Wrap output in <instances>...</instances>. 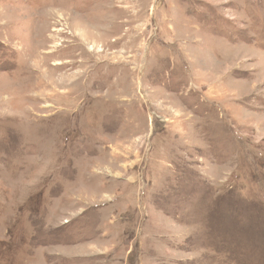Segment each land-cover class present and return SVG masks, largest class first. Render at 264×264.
I'll list each match as a JSON object with an SVG mask.
<instances>
[{
  "label": "rangeland",
  "instance_id": "374dc122",
  "mask_svg": "<svg viewBox=\"0 0 264 264\" xmlns=\"http://www.w3.org/2000/svg\"><path fill=\"white\" fill-rule=\"evenodd\" d=\"M0 264H264V0H0Z\"/></svg>",
  "mask_w": 264,
  "mask_h": 264
}]
</instances>
